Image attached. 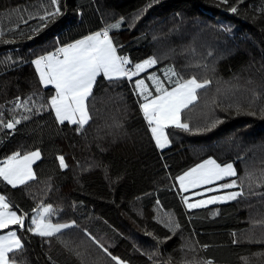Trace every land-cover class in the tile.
Segmentation results:
<instances>
[{"label":"trees","instance_id":"16d2710c","mask_svg":"<svg viewBox=\"0 0 264 264\" xmlns=\"http://www.w3.org/2000/svg\"><path fill=\"white\" fill-rule=\"evenodd\" d=\"M234 5L236 13L228 10ZM57 6L58 16L41 21L55 10L51 0H0V162L13 152H40L36 178L16 188L0 179V194L26 218L52 205V222L75 221L45 238L29 232L25 218L23 228L16 226L23 245L17 264H116L85 231L126 264H264V0H57ZM118 21L110 36L131 61L127 67L148 57L157 63L131 80L110 83L101 74L86 101L89 122L79 132L78 125L58 123L48 105L54 88L40 84L32 60ZM169 69L210 83L182 110L191 131L169 126L173 142L159 150L135 81L155 93L148 79L155 73L171 88ZM17 97L31 111L17 108ZM17 119L13 129L3 127ZM208 158L231 163L236 175L181 191L176 177ZM232 192L243 194L192 209L184 201Z\"/></svg>","mask_w":264,"mask_h":264},{"label":"snow or ice","instance_id":"6c2138e0","mask_svg":"<svg viewBox=\"0 0 264 264\" xmlns=\"http://www.w3.org/2000/svg\"><path fill=\"white\" fill-rule=\"evenodd\" d=\"M237 2L240 3L241 0H237ZM222 3H227V0H222ZM51 4L55 6V10L51 12L46 10L40 16L41 21L53 20L60 14L57 0H51ZM228 10L236 13L237 6L234 5ZM120 26L121 22L118 21L99 31L59 46L54 52H48L32 60L40 84L44 86L51 85L55 89V93L48 99V105H50L51 111L54 112L58 123L67 122L70 125H78L76 130L79 132L89 122L90 114L86 101L92 95L94 84L101 74L110 83L124 77L131 80L134 76L157 63L154 57H148L142 62L136 63L134 67H126V65L131 64V61L127 56L118 54L117 46L110 36V30L118 29ZM171 77L177 78L172 81ZM165 78L169 79L175 86L165 87L155 73H152L148 76V79L152 81L155 93L149 89L143 79L135 81L136 88L134 90V94L138 92L140 94L139 100L143 101L139 103V108L158 149H163L169 143L168 134L166 133L169 126L183 131H191L190 125L182 120V110L187 109L189 105L197 100L198 89L210 83L208 80L198 82L194 77L183 79L178 77L173 69H169L165 73ZM19 99L17 97L16 107H24L26 111H31V108L27 106V100L21 105ZM39 110L37 109V111ZM23 118L28 119L27 116ZM18 123H20L19 119L15 120V123L9 121L3 127L13 129L15 124ZM216 123H219V121H216ZM39 158V151L28 152L23 155L19 152H13L0 162V179L13 188L34 180L36 177L31 165L33 161ZM57 159L61 169L67 167L62 156L57 157ZM234 175L236 173L231 163L222 166L214 159L208 158L182 175L177 176L176 180L179 182L180 190L183 191ZM234 185L235 181L230 184H220L219 188L227 189ZM242 194V192H232L226 196H213L206 203H212L214 200L234 199ZM184 201L189 209L199 207L200 204L205 203V201L188 203L187 197H184ZM32 211L34 215L27 230L40 237H53L61 234L62 230L75 226V221L67 223L52 222L50 219L54 212L52 205H40ZM11 225L23 228L25 217L11 210L5 196L0 195V230L9 229ZM85 235H88L93 243H96L116 264H126V262L108 252V249L99 244L87 231H85ZM22 248V241L16 230H9L7 234L0 235V264H17L14 258L15 252ZM205 264H213V261L208 260Z\"/></svg>","mask_w":264,"mask_h":264},{"label":"rangeland","instance_id":"374dc122","mask_svg":"<svg viewBox=\"0 0 264 264\" xmlns=\"http://www.w3.org/2000/svg\"><path fill=\"white\" fill-rule=\"evenodd\" d=\"M59 47V46H58ZM48 53V52H47ZM46 54V53H45ZM44 54V55H45ZM36 59V58H35ZM35 67V66H34ZM126 67H127V65H126ZM36 70V69H35ZM146 83V82H145ZM147 84V83H146ZM174 87V86H173ZM154 88V87H153ZM150 89V88H149ZM151 90V89H150ZM154 90H155V88H154ZM166 133H167V131H166ZM168 134V133H167ZM168 138H169V143L163 148V149H165V148H167V147H169L171 144H172V142H173V140H172V138L168 135ZM155 142V141H154ZM163 149H159V150H163ZM223 166V165H222ZM234 169V168H233ZM213 182H215V181H213ZM178 185H179V182H178ZM201 186V185H200ZM198 187V186H197ZM179 188H180V185H179ZM192 188H188V189H186V190H191ZM182 191V190H181ZM184 191V190H183ZM226 195H228V194H226ZM226 195H222V194H217V195H208V196H204V197H202V198H200V199H198V200H196V201H194V202H191V203H197L198 201H205V203H202V204H200V206H204V205H209V204H212V203H216L217 201L219 202H223V201H227V200H214L212 203H206V201L209 199V198H211V197H213V196H217V197H219V196H226ZM34 214V213H33ZM29 216H31V214L29 215ZM29 216H28V219H27V221H29ZM32 218V217H31ZM31 218H30V221H31ZM54 223H62V222H54Z\"/></svg>","mask_w":264,"mask_h":264},{"label":"crops","instance_id":"0c3cea01","mask_svg":"<svg viewBox=\"0 0 264 264\" xmlns=\"http://www.w3.org/2000/svg\"><path fill=\"white\" fill-rule=\"evenodd\" d=\"M35 66V65H34ZM44 86V85H43ZM47 86H51V85H47ZM54 93H55V89H54ZM33 151H38V150H32V151H29V152H33ZM28 153V152H27ZM26 154V153H25ZM23 155V154H22ZM206 160V159H205ZM37 160H35V161H33V163H32V165H31V167H32V170H33V164L36 162ZM203 162V161H202ZM202 162H200V163H202ZM200 163H198V164H200ZM196 166V165H195ZM194 166V167H195ZM234 168V167H233ZM188 171V170H187ZM235 171V170H234ZM182 175V174H181ZM225 178V177H224ZM177 183H178V181H177ZM179 186V185H178ZM201 186H204V185H201ZM198 187H200V186H198ZM195 188H197V187H195ZM192 189H194V188H192ZM184 191H188V190H184ZM1 195V194H0ZM7 201V200H6ZM8 202V201H7ZM9 203V202H8ZM9 205H10V207H11V210H13V211H16L17 212V214L18 215H20L19 214V212L9 203ZM33 212L31 213V216H29V223L31 224V221H30V218L31 217H33ZM25 218H26V216H24ZM27 219H28V217H27ZM32 219V218H31ZM12 226V225H11ZM16 226L17 225H15V227L13 228H9V229H4V230H0V235H5V234H7V232L9 231V230H16L17 228H16ZM10 227V226H9ZM18 227V226H17ZM18 235V234H17Z\"/></svg>","mask_w":264,"mask_h":264}]
</instances>
